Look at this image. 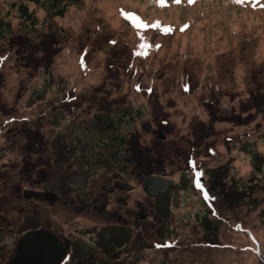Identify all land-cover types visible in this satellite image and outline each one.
<instances>
[{
	"label": "rangeland",
	"instance_id": "1",
	"mask_svg": "<svg viewBox=\"0 0 264 264\" xmlns=\"http://www.w3.org/2000/svg\"><path fill=\"white\" fill-rule=\"evenodd\" d=\"M48 4L0 0V135L12 126L10 108L22 110L24 102H130L131 110L141 104L145 123L148 108L159 104V126L175 134L155 140L145 130L143 149L163 156L175 181L162 196L173 205L170 225L181 241L204 235L213 249L162 250L153 264H264V0ZM20 5L34 27L22 22ZM169 26L174 31L165 35ZM189 156L202 172L196 180L216 181L217 171L223 178L228 224L215 226L213 212L200 225L183 222L184 198L195 194Z\"/></svg>",
	"mask_w": 264,
	"mask_h": 264
},
{
	"label": "flooded vegetation",
	"instance_id": "2",
	"mask_svg": "<svg viewBox=\"0 0 264 264\" xmlns=\"http://www.w3.org/2000/svg\"><path fill=\"white\" fill-rule=\"evenodd\" d=\"M129 103L24 102L22 110L10 108L12 126L0 135V264H153L162 250L213 249L204 235L190 241L187 233L181 241L170 225L173 205L163 195L145 194L148 178L172 181L166 194L175 181L163 156L145 154L143 134L155 139L161 131L167 138L175 130L159 126L161 105L148 108L145 123L140 102L133 110ZM196 171H189L195 194L184 198L183 222L200 225L213 212L215 226L228 224L221 213L223 178L217 171L216 181L199 178L197 187ZM190 197L198 206L193 214ZM164 204L166 214L159 208Z\"/></svg>",
	"mask_w": 264,
	"mask_h": 264
},
{
	"label": "water",
	"instance_id": "3",
	"mask_svg": "<svg viewBox=\"0 0 264 264\" xmlns=\"http://www.w3.org/2000/svg\"><path fill=\"white\" fill-rule=\"evenodd\" d=\"M156 140H165L163 132H157L155 134ZM174 183L172 181L163 178H148L144 181L143 189L147 196L155 197L166 194Z\"/></svg>",
	"mask_w": 264,
	"mask_h": 264
},
{
	"label": "trees",
	"instance_id": "4",
	"mask_svg": "<svg viewBox=\"0 0 264 264\" xmlns=\"http://www.w3.org/2000/svg\"><path fill=\"white\" fill-rule=\"evenodd\" d=\"M32 3H34L35 5H42V0H30ZM60 1L62 0H49V4H48V9L50 10H55L57 5L60 3ZM19 13L21 15L22 18L27 19V21L32 22L34 20L33 17H31V15L28 14V9L21 6L19 7ZM63 15V11H58L56 12L55 16L57 17H61ZM5 28V24H3L2 22H0V31H4Z\"/></svg>",
	"mask_w": 264,
	"mask_h": 264
},
{
	"label": "snow or ice",
	"instance_id": "5",
	"mask_svg": "<svg viewBox=\"0 0 264 264\" xmlns=\"http://www.w3.org/2000/svg\"><path fill=\"white\" fill-rule=\"evenodd\" d=\"M173 2L176 3V4H180V3H182V0H173ZM195 2H196V0H187V3H188L189 5L194 4ZM234 2H235V3H239V4H243V3L245 2V0H234ZM158 3L165 4V3H166V0H158ZM187 27H188V25H184V26L181 28V31H184ZM171 31H174V29H172L171 26H169V28L165 30L164 34H165V35H168V34H170ZM144 39H148V37L145 36ZM156 47H159V46H156ZM186 90H187V89H186ZM189 163H190V166H191L192 168H194V169L198 167V166L196 165L195 161H191V160H190ZM195 175H196L197 177H200V176L202 175V172H200V171H196ZM197 187H202V184L200 183L199 180L197 181ZM157 246L159 247V245H157Z\"/></svg>",
	"mask_w": 264,
	"mask_h": 264
}]
</instances>
